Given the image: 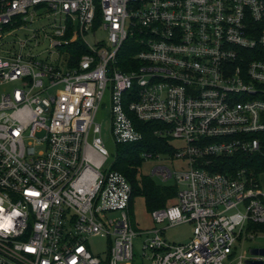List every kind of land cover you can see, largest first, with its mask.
Listing matches in <instances>:
<instances>
[{"label": "built area", "instance_id": "built-area-1", "mask_svg": "<svg viewBox=\"0 0 264 264\" xmlns=\"http://www.w3.org/2000/svg\"><path fill=\"white\" fill-rule=\"evenodd\" d=\"M107 94L116 146L143 139L131 116L183 143L167 156L187 169L153 170L178 188L151 212L164 228L132 226ZM239 155L264 157V0H0V264H133L137 237L150 264H264L238 252L264 233L261 163L216 170ZM182 223L190 241L168 243Z\"/></svg>", "mask_w": 264, "mask_h": 264}, {"label": "trees", "instance_id": "trees-1", "mask_svg": "<svg viewBox=\"0 0 264 264\" xmlns=\"http://www.w3.org/2000/svg\"><path fill=\"white\" fill-rule=\"evenodd\" d=\"M80 52L85 54L87 49L81 48ZM135 127L142 133L143 139L140 142L118 145L116 149V159L114 169L122 173L132 187V199L130 203V213L133 208L134 199L142 197L148 212L156 209L165 208L168 203L177 196L178 188L176 185H160L151 177L140 173V168L144 163L142 155L144 153L165 154L173 156L175 148L171 144V137L159 135L157 132L164 130L165 126L159 122H143L136 117L131 116ZM216 168L219 172H225L231 166L233 168H242L244 166H255L257 162L261 163L264 169V157L239 155L234 158H217ZM264 230V225H259Z\"/></svg>", "mask_w": 264, "mask_h": 264}, {"label": "rangeland", "instance_id": "rangeland-1", "mask_svg": "<svg viewBox=\"0 0 264 264\" xmlns=\"http://www.w3.org/2000/svg\"><path fill=\"white\" fill-rule=\"evenodd\" d=\"M105 36L106 35L103 31H97V42L105 41ZM89 41L93 43L92 37L89 39ZM97 122L102 126V137L105 147L109 154L114 156L116 154L117 146L115 145L111 134V108L109 94L106 95L100 112L98 113ZM171 144L175 148L183 146V143L178 140H171ZM109 164H112V162L110 161ZM159 166H165L172 172H180L187 169V165L183 160H170L169 156L163 154L159 159L145 160L142 167L140 168V173L151 177L157 184L168 186L175 185L173 181H169L164 184L157 176H153V170ZM176 203L177 199L175 198L174 200L170 201L166 207L173 206ZM117 216V213L109 214V217L111 218ZM130 220L136 232H145L155 227L164 228L166 226V224H155L151 212L147 211L145 201L142 197H137L134 199L133 208L130 213ZM192 230L193 226L190 223H182L168 228L164 231L163 235L165 240L170 244H183L190 241L192 237ZM144 240V237H137L133 241L135 253L133 264H150V262L144 260L142 256V243ZM88 246L94 254H99L102 258H106L105 252L107 251L108 247L107 239L101 237L91 238L88 241ZM251 248H264V233H256V236L253 240H248L241 246H238V252L243 253L245 251H249Z\"/></svg>", "mask_w": 264, "mask_h": 264}, {"label": "water", "instance_id": "water-1", "mask_svg": "<svg viewBox=\"0 0 264 264\" xmlns=\"http://www.w3.org/2000/svg\"><path fill=\"white\" fill-rule=\"evenodd\" d=\"M251 253L254 255H262L264 256V250L262 249H252ZM251 264H262V263H251Z\"/></svg>", "mask_w": 264, "mask_h": 264}]
</instances>
